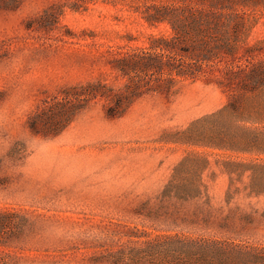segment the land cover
Segmentation results:
<instances>
[{"label": "trees", "instance_id": "1", "mask_svg": "<svg viewBox=\"0 0 264 264\" xmlns=\"http://www.w3.org/2000/svg\"><path fill=\"white\" fill-rule=\"evenodd\" d=\"M198 1L211 6L148 5L147 22H168L173 35L152 34L148 46L131 49L66 44L74 34L60 16L84 0L41 12L39 0H0L26 37L0 53L26 58L23 70L38 86L29 106L0 107V117L25 119L19 136L0 126V264H264V207L255 198L264 195V165L199 159L236 168L222 173L232 182L218 193L190 171H161L167 160L158 154L79 148L108 143L119 120L166 109L192 84L232 98L264 87V59L227 11L236 0ZM82 120L100 123L96 138L63 135ZM245 173L250 196L238 197Z\"/></svg>", "mask_w": 264, "mask_h": 264}, {"label": "rangeland", "instance_id": "2", "mask_svg": "<svg viewBox=\"0 0 264 264\" xmlns=\"http://www.w3.org/2000/svg\"><path fill=\"white\" fill-rule=\"evenodd\" d=\"M39 1L41 5L39 6L38 2L35 10L41 12L51 6L52 2L60 0H47L48 3ZM84 1L85 7H66L60 16L62 30L69 29L74 34L65 38L68 40L66 44L76 47L105 45L131 49L148 46L152 34L173 35V29L168 22L155 26L147 22L144 12L148 5H181L190 2ZM191 5L211 6L210 2L198 0H191ZM227 11L235 12L242 20L241 40L255 47L257 57L264 59V0H236L227 5ZM15 25L12 15L0 12V47L11 44L14 48L15 41L26 38L17 33ZM5 54L6 52L0 53V107L18 104L29 106L31 101L34 103L33 98L37 95V77L31 74V70H23L26 58L22 61L18 54ZM23 120L25 121L20 117H0V126H12L13 134L19 136L20 126L25 124ZM71 126L73 130H65L63 135L82 139H92L99 135L97 129L100 123L82 120L74 121ZM107 135L111 138L108 143H94L79 148L158 154L167 160L161 171H174L175 166L190 171L188 178H191V181H196L197 185L202 183L210 191L219 193L226 187L229 188L232 182L229 176L227 178L222 173L236 168L210 167L199 159L264 165V87L256 92L238 93L232 98L228 92L210 91L192 84L190 89L175 93L166 109H138L119 120L114 125V130ZM48 148L59 150L73 146L52 143ZM184 160L189 161L182 165ZM242 171H245V168ZM196 172L203 173V176L198 177ZM246 174L239 178V181H235V185L240 187L235 193L238 197L250 196V192L243 189L246 182L251 180L249 174ZM255 198L261 199L262 203L258 206L264 207V195Z\"/></svg>", "mask_w": 264, "mask_h": 264}]
</instances>
